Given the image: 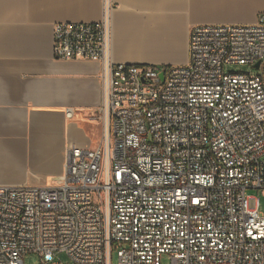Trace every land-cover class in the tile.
<instances>
[{
    "label": "built area",
    "instance_id": "2783aa9c",
    "mask_svg": "<svg viewBox=\"0 0 264 264\" xmlns=\"http://www.w3.org/2000/svg\"><path fill=\"white\" fill-rule=\"evenodd\" d=\"M114 0L95 22L53 24L57 59L101 64V138L66 148L52 185L0 186V264H264V13L195 25L189 62L113 59ZM71 115V113H69ZM66 254L70 263L57 261ZM164 257L168 262H164Z\"/></svg>",
    "mask_w": 264,
    "mask_h": 264
},
{
    "label": "crops",
    "instance_id": "0c3cea01",
    "mask_svg": "<svg viewBox=\"0 0 264 264\" xmlns=\"http://www.w3.org/2000/svg\"><path fill=\"white\" fill-rule=\"evenodd\" d=\"M113 59L163 73L189 62L195 25H249L264 0H114ZM103 0H0V186L52 185L66 148L95 147L101 64L53 54V24L95 22ZM71 113V115H69Z\"/></svg>",
    "mask_w": 264,
    "mask_h": 264
},
{
    "label": "rangeland",
    "instance_id": "374dc122",
    "mask_svg": "<svg viewBox=\"0 0 264 264\" xmlns=\"http://www.w3.org/2000/svg\"><path fill=\"white\" fill-rule=\"evenodd\" d=\"M228 69L233 71H243V72H253V73H261L263 72V69H255L253 67H249L247 65H234L230 66ZM248 195H251L257 199H259L260 202V211L264 214V192L262 190L257 189H249ZM57 261H61L63 263H70V259L66 256V254H59L56 258ZM24 261L26 264H39L41 261V256L38 252H30L27 253L24 257ZM118 261L116 252L113 254V264H116ZM164 262H168V258L164 257Z\"/></svg>",
    "mask_w": 264,
    "mask_h": 264
},
{
    "label": "water",
    "instance_id": "95a60500",
    "mask_svg": "<svg viewBox=\"0 0 264 264\" xmlns=\"http://www.w3.org/2000/svg\"><path fill=\"white\" fill-rule=\"evenodd\" d=\"M255 69H257V70H259V69H264V66H263V68L261 67V64L260 63H257L256 65H255ZM160 77H161V79H162V81L164 80V73H161L160 74Z\"/></svg>",
    "mask_w": 264,
    "mask_h": 264
}]
</instances>
